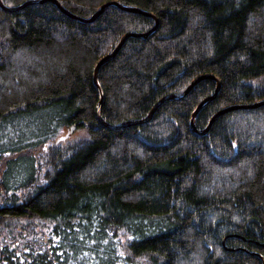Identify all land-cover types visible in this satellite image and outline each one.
<instances>
[{
    "label": "trees",
    "instance_id": "trees-1",
    "mask_svg": "<svg viewBox=\"0 0 264 264\" xmlns=\"http://www.w3.org/2000/svg\"><path fill=\"white\" fill-rule=\"evenodd\" d=\"M57 1L82 19L116 1L158 20L98 69L108 125L206 74L219 89L196 130L264 100V0ZM154 24L116 5L92 21L51 1L0 8V264H264V105L199 134L205 78L146 122L97 118L94 65Z\"/></svg>",
    "mask_w": 264,
    "mask_h": 264
},
{
    "label": "water",
    "instance_id": "water-1",
    "mask_svg": "<svg viewBox=\"0 0 264 264\" xmlns=\"http://www.w3.org/2000/svg\"><path fill=\"white\" fill-rule=\"evenodd\" d=\"M46 1H51L53 2L57 8L62 11L63 13H65L66 15L74 18V19H77L79 21H92L94 20L102 11L104 8H106L107 6L109 5H116L118 6L119 8L123 9V10H126V11H131V12H137V13H141V14H144V15H147V16H151L153 17L154 21H155V24L154 26L152 27V29H150L149 31L147 32H128V33H125L119 40V42L117 43V45L114 47V49L106 54L105 56L101 57L97 62L96 64L94 65L93 67V71H92V76H93V82H94V85L98 91V95H99V100H98V105H97V108H96V114H97V118L98 120L106 127L108 128H112V129H117V128H121V127H126V126H130V125H136V124H140V123H143V122H146L148 121L154 110L156 109V107L164 100L166 99H180L182 98L183 96L186 95V93L190 90V88L195 84L197 83L199 80L201 79H205V78H211L213 80H215L216 82V89L214 91V93L208 97H205L198 105L197 107L195 108V110L192 112V115H191V118H190V124L192 126V128L197 131L199 134H203L205 133L208 129H209V126L211 125V123L214 121V119L216 117H218L219 115H221L222 113L224 112H227V111H230V110H234V109H242V108H253V107H257V106H261V105H264V100H259V101H256L254 103H251V104H236V105H230V106H227V107H224L222 109H220L218 112H216L210 119L207 127L203 130H196L195 126H194V118H195V115L197 113V111L205 104L206 101L212 99L215 97L216 93L218 92V89H219V82H218V79L213 76V75H210V74H206V75H201L199 77H196L195 79H193L191 81V83L188 85V87L179 95H167L165 97H163L162 99H160L153 107L152 109L150 110V112L148 113V115L143 118V119H139V120H134V121H127V122H124V123H121V124H118V125H108L106 124L102 118H101V105H102V102H103V93H102V90L100 88V86L98 85V81H97V72H98V69L99 67L105 63L106 61H108L109 59H111L112 57L115 56V54L119 51V49L121 48V46L123 45V43L129 38V37H145L147 36L148 34H150L151 32H153L156 27H157V24H158V20L156 18V16L150 12H146V11H142L138 8H135V7H127V6H123L121 4H119L118 2L116 1H107L105 3H103L99 8L98 10H96L92 15L91 17H89L88 19H82L80 17H77V16H74L72 15L71 13H69L67 10H65L57 0H29V1H26L24 2L21 6H17V7H7L5 5L2 4L1 0H0V8L5 10V11H14L22 6H25V5H28L30 3H37V2H46ZM74 129V126H72L69 131H67L64 135H61L58 140H64L65 138L69 137L71 131Z\"/></svg>",
    "mask_w": 264,
    "mask_h": 264
},
{
    "label": "rangeland",
    "instance_id": "rangeland-1",
    "mask_svg": "<svg viewBox=\"0 0 264 264\" xmlns=\"http://www.w3.org/2000/svg\"><path fill=\"white\" fill-rule=\"evenodd\" d=\"M64 133L65 132H63V134ZM81 137H85V132L83 130H77L70 136V140L74 141V140H77Z\"/></svg>",
    "mask_w": 264,
    "mask_h": 264
}]
</instances>
